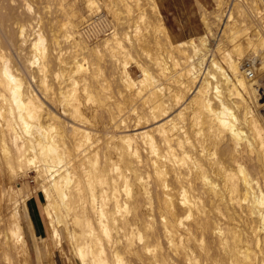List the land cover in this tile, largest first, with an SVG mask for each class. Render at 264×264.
Returning <instances> with one entry per match:
<instances>
[{
  "label": "bare ground",
  "instance_id": "6f19581e",
  "mask_svg": "<svg viewBox=\"0 0 264 264\" xmlns=\"http://www.w3.org/2000/svg\"><path fill=\"white\" fill-rule=\"evenodd\" d=\"M140 1L135 3L149 8L147 2ZM83 3L96 17L85 25L91 27L103 17L99 16L101 3ZM149 3L150 11L159 13L156 1ZM231 16L228 10L218 32L211 30L176 44L163 22L157 23L159 35L170 45L165 56L178 66L172 73L174 88L169 95L163 82L151 76L147 68L142 67L141 77L134 78L123 64L117 79L125 90L101 96L100 88L94 87L96 69L91 71L88 66L90 72L82 74L86 66L82 59L77 60L79 55L70 72H78L83 78L64 73L62 60L57 58L53 88L47 84L50 64L45 58V37L39 33L35 41L32 39L35 53L27 63L37 64L44 93L49 96L46 101L28 80L27 85L23 83L8 58L2 56L0 154L4 162H0V174L5 172L6 178L0 181V208L8 205L9 210L0 215V258L9 264H31L20 203L10 201L12 182L33 167L44 179L43 211L50 236L42 235L41 241L50 264H55L56 248L65 254L64 235L80 264H161L178 262L177 258L185 264H264V189L243 166V154L251 157L257 143L263 148L259 153L263 159L257 155L259 167L264 168V50L254 48L241 61L247 53ZM72 30V34L77 32L75 26ZM112 36L117 39L114 31ZM226 39L231 47L226 46ZM248 44L252 45L250 38ZM246 62L251 64L255 78L248 76ZM160 64L161 77L167 76L166 67ZM233 94L241 96L244 104L241 113L238 110L240 116L226 99ZM200 113L209 117L212 134L224 140L222 154L206 139L201 127L194 128ZM237 171L244 174L243 178L235 177ZM155 202L168 241L176 249L148 261L141 252L150 248L137 244L136 238L143 236L133 224L152 216ZM233 214L245 219L249 216L252 221L233 216L240 225H230ZM254 218L260 223L258 227L253 225ZM241 222L247 226L241 228ZM124 253L134 255L135 262L125 260ZM68 260L74 264L72 258Z\"/></svg>",
  "mask_w": 264,
  "mask_h": 264
},
{
  "label": "rangeland",
  "instance_id": "374dc122",
  "mask_svg": "<svg viewBox=\"0 0 264 264\" xmlns=\"http://www.w3.org/2000/svg\"><path fill=\"white\" fill-rule=\"evenodd\" d=\"M99 1L101 3V9L103 11L102 13L99 14V16L103 15V17L101 20H99V22L94 23V25H91L90 27L85 25H87L88 22H91V19L93 21L96 17L93 14H89L86 11L83 0H60V1L59 0H0V55H1L0 61L4 60V58L5 59L8 58L7 60L10 64L12 71L15 72V74L17 72L16 75L17 76L19 75L23 83L27 85V80H28V83L32 86V88H34L37 91V93L40 92V94L44 96V99L46 101L47 100L49 101V96H47L44 93L45 83L42 80V75L37 70V64H32L34 66L29 64V61L31 60L30 58H33L34 56L33 53H35L34 51L35 48L32 45L33 42L36 40L35 36L37 38V34L41 33L45 37V45L47 48L45 58L46 60L48 59L47 61L50 64L47 75V84H49L53 88L55 86L54 70L57 69V67H59L58 61L60 60H62L61 62L63 63L60 65L61 69L63 65H64V70L66 69L64 73L66 72L69 75L75 74L77 75L76 77H80L81 79L83 78V75H81L78 72L74 73L73 70L72 72H70L71 71L70 67L71 65H73L72 62L74 63V61H76L75 59L77 58V55H79L78 56L79 59L77 58V60L81 61L82 59V62L86 66L85 69L80 71L82 74L88 73L90 72V70L92 71L93 68L96 69L97 74L95 75L94 78V83L96 86L94 85V87L95 89L97 87L98 89L100 88L101 96L105 92L118 95L119 92H117V90L118 91L119 89L125 90V88L121 86L122 85L121 82H119L117 79V77L119 76L118 73L120 71L119 68L122 67L123 64H126L128 66V70H130L129 72L134 78L141 77L142 67L147 68L151 76H153L154 78H159L160 79L159 82H163V86H165L168 90L167 95H169V91L171 90L172 92V88H174L172 73H175L176 68L178 66L174 64L173 60L166 57L167 54L165 53V51H168L170 45L164 36L159 35V30L157 29L160 27L159 25L161 21L163 22L159 8H158L159 13L156 12L157 14L155 13V11L154 14L153 10L150 11L151 8L149 5L150 4L149 0H144V1L99 0ZM139 1L144 3L147 2L149 8H145L147 7L145 5L146 3L144 4L145 6L143 8L140 7V4L137 5L135 3ZM207 1L208 2L206 6H201L202 19L204 23L206 22L205 33H209V31L211 30L213 32H218L220 27L222 26V19H225L226 13L228 12V10H231L232 11L231 18L235 20L234 21L235 29L236 30L238 29L239 32V33L237 32V34L239 35L237 36V38L243 44L242 46L244 48V51L245 53H247L245 54L246 56H244L243 59H241V61H245L249 53L252 52L254 48H257L259 50H264V44H263L264 43V19H263L264 0H258V2L257 0H232V1L207 0ZM141 5L143 4L141 3ZM159 15L161 18L159 17ZM219 16L221 17L220 19ZM141 17H143V19ZM258 20L260 22H258ZM151 21H154L153 22L154 25L152 24ZM228 23L230 25L234 24L233 21H228ZM31 25L34 26V28H32ZM74 26H75V31H77L78 33L74 32L72 34L71 30L74 29ZM148 26L149 27L151 26L150 28L152 30L151 29L149 30ZM82 27H83V31H82ZM22 28L25 29V32H23V34L21 32ZM135 28H137V30H139L140 28L139 32L140 31L141 32L138 33V31H136ZM35 29L37 31L33 32V30ZM113 31L116 33L117 39H112ZM135 32H137L138 34ZM26 33L27 35H25ZM156 34H158L160 37L158 38V35ZM139 36L140 38L138 39ZM198 37H194V38H198ZM144 38L146 40H144ZM248 38L252 40V45L250 46L248 44ZM140 39L143 40L139 41ZM157 39H159L158 43H157L158 41ZM226 40L227 41H224L226 46L229 45L228 47H231L232 43L228 41V39ZM164 43L166 45H164ZM173 43L176 44V42ZM212 43L213 41H211V44ZM57 49L60 50L58 51ZM2 56L4 58H2ZM84 56L88 59H86ZM82 57H84V60ZM28 58L30 60L27 63ZM116 60H118V62ZM160 62L163 63V65L166 67L165 69L168 73L167 76L161 77ZM113 65L117 69L116 68L113 69L114 67ZM117 70L119 71L117 72ZM131 90L133 89H128V92ZM235 97L236 95L234 94L232 96L226 95L227 102L232 107L233 112H235L240 116L243 107L242 106L243 101L241 100V96L240 97L238 96L236 98ZM155 98H157V94L156 96L155 95L152 96L151 101H154ZM230 98L232 100H230ZM46 101L45 103H47ZM0 102H2V100ZM126 103L127 102H125L124 105ZM239 103L242 104L239 105ZM127 105L128 103L125 106ZM215 106L217 107V103H215ZM239 109H240V113L238 111ZM185 111L188 112V110L186 109ZM200 114L202 115L201 116L199 115L200 117L196 121L194 128L201 127L203 134L206 135V139H208V141H212L214 143L213 145L214 148L218 151L219 154H222V152L224 151V140L222 138H219L217 135L214 136L212 134L209 117L204 113H200ZM185 117L187 116L185 115ZM185 121H187V118ZM243 128L244 130H248L246 126ZM254 146L255 147H254L253 155L251 157H249V155L247 154L245 155L243 154L244 156L243 166L248 176L250 178H255V180L260 181L259 183L261 184V186H263L264 189V178H263L264 168L261 169L259 167L260 161L259 158H257V155H260L263 152V148L261 147V145H257V143H255ZM258 157L262 158L261 155ZM0 160L1 163L4 162L1 154H0ZM258 167L260 170L258 169ZM33 169H34L33 167L30 168L26 175L23 176L21 175L18 181L16 180L12 182V188L13 187L14 188L12 189L13 196L10 201V204L15 203L16 201L18 202V204L20 203L19 210L22 214L24 231L29 244L31 264H50L44 252V247L41 241L42 235L45 234L47 236H50L49 228H48V220L43 211V203L45 199H44V194L42 192V184L44 182V179L41 175L37 174L36 171H34ZM257 170L260 171V173ZM255 171L257 174H253L255 173ZM240 174L242 175L240 176ZM243 175H244L243 173L237 171L235 177L239 176L240 178L241 177L243 178ZM5 176H6L5 172L0 174V181L4 182L6 178ZM261 177L263 178V180ZM14 197L16 200L14 199ZM7 206L3 205V208H0L1 209L0 215H3L2 213H4V211L9 210ZM152 213H153L152 216L150 217L147 216L141 219L140 221L136 222V224H133V227L136 228L137 231L139 230L143 236L141 240L139 238H136L137 244H141V243L147 244L150 248V250L141 252V256L147 259L148 261H153L155 257H159L163 253L167 254V251L171 253L176 249L175 245L171 244L168 241V237L165 233V229L162 223L163 221L161 220V215L158 206L156 205V202L153 204ZM180 214L181 215L184 214V211H181ZM238 215L237 214L231 215L232 218L230 217L231 219H229L228 222L230 223L232 221L233 223H230V225L234 224L233 226L236 225L239 226L240 224L237 221V219L238 220L242 219V221H247L246 219L248 218L249 221L250 220L252 221V218H250L249 216L245 219V217H241V216H240L241 218H239ZM233 216L238 217L236 219L237 222L233 221V219L235 220ZM36 220H38L39 223L38 225ZM256 221L257 219L254 218L253 225L258 227L260 223ZM244 223L246 222L242 223L241 228L247 226ZM2 227L3 224L1 223L0 229H2ZM59 228L62 231V233L65 234L64 227L60 226ZM263 233L261 234L262 236H264ZM255 247L257 248L256 245ZM63 249L65 250L64 255L62 254L60 249L56 248L54 250L53 256H54L55 264H70V260H68L69 257L72 258L74 264H80L78 259L75 258L72 252L69 239L65 235L63 236ZM172 255L175 257L176 254H172ZM123 257L125 258V260H128L131 263L135 262L134 259L136 260V257H134V255L129 253H124ZM172 260H175V258ZM203 260L204 259L202 257L200 259V263ZM177 261L178 262L175 261L173 263L170 260L168 262H162L161 264L183 263L182 258H177ZM0 264H9V262L4 260L3 258H0Z\"/></svg>",
  "mask_w": 264,
  "mask_h": 264
},
{
  "label": "crops",
  "instance_id": "0c3cea01",
  "mask_svg": "<svg viewBox=\"0 0 264 264\" xmlns=\"http://www.w3.org/2000/svg\"><path fill=\"white\" fill-rule=\"evenodd\" d=\"M207 2V0H156L171 40L180 42L206 32L201 6H206ZM36 222L38 225V220Z\"/></svg>",
  "mask_w": 264,
  "mask_h": 264
},
{
  "label": "built area",
  "instance_id": "2783aa9c",
  "mask_svg": "<svg viewBox=\"0 0 264 264\" xmlns=\"http://www.w3.org/2000/svg\"><path fill=\"white\" fill-rule=\"evenodd\" d=\"M245 68L247 70L248 76L251 77V78H255V73H254V70L251 67V64L250 63H247L246 66H245ZM262 90L264 91V86L262 87Z\"/></svg>",
  "mask_w": 264,
  "mask_h": 264
}]
</instances>
